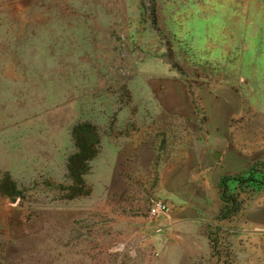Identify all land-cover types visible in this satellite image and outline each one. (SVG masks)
Masks as SVG:
<instances>
[{
	"label": "rangeland",
	"instance_id": "374dc122",
	"mask_svg": "<svg viewBox=\"0 0 264 264\" xmlns=\"http://www.w3.org/2000/svg\"><path fill=\"white\" fill-rule=\"evenodd\" d=\"M0 264H264V0H0Z\"/></svg>",
	"mask_w": 264,
	"mask_h": 264
},
{
	"label": "trees",
	"instance_id": "16d2710c",
	"mask_svg": "<svg viewBox=\"0 0 264 264\" xmlns=\"http://www.w3.org/2000/svg\"><path fill=\"white\" fill-rule=\"evenodd\" d=\"M88 126H79L74 130V141L76 146V154L69 161V175L73 184L83 186L82 175L79 170L80 165L84 166L86 162L92 159L95 155L92 147L88 146ZM86 130V131H85ZM89 150V151H88ZM250 179H253V174L250 175ZM223 181L228 182L230 178H223ZM15 191V190H14ZM81 190L77 191V195H80ZM13 194H15L13 192Z\"/></svg>",
	"mask_w": 264,
	"mask_h": 264
},
{
	"label": "crops",
	"instance_id": "0c3cea01",
	"mask_svg": "<svg viewBox=\"0 0 264 264\" xmlns=\"http://www.w3.org/2000/svg\"><path fill=\"white\" fill-rule=\"evenodd\" d=\"M191 184L186 185H178L174 184L173 191L176 193V197L180 201L181 204H184L185 207H183L182 211H185L187 213L193 212L194 208V201L196 200V193H198V190L196 189L195 182L196 180H190ZM183 216V215H182ZM187 216H184L183 218H186Z\"/></svg>",
	"mask_w": 264,
	"mask_h": 264
},
{
	"label": "built area",
	"instance_id": "2783aa9c",
	"mask_svg": "<svg viewBox=\"0 0 264 264\" xmlns=\"http://www.w3.org/2000/svg\"><path fill=\"white\" fill-rule=\"evenodd\" d=\"M168 210H169L168 205H166L162 202H157L151 206L149 214H151L152 216H156L159 214H164V213L168 212Z\"/></svg>",
	"mask_w": 264,
	"mask_h": 264
}]
</instances>
